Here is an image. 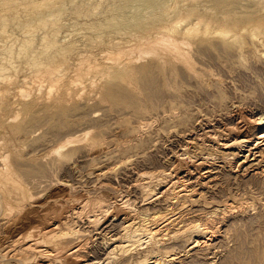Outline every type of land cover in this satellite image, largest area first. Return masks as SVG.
<instances>
[{
    "label": "rangeland",
    "instance_id": "1",
    "mask_svg": "<svg viewBox=\"0 0 264 264\" xmlns=\"http://www.w3.org/2000/svg\"><path fill=\"white\" fill-rule=\"evenodd\" d=\"M217 1L195 0V4L199 6L197 9L209 4V9L213 10V13L205 14L209 28L224 25L222 27L232 29L242 37L246 51L223 47L221 38L195 37L192 52L200 56L199 59L192 54L196 59L195 72L177 66L181 69H177L176 82L155 88L149 99L145 96L144 86L154 80L155 75L139 74L134 69V74L123 81L108 79V72L114 74V62L106 56L115 51V41L128 38L117 32L162 22L171 10L170 0H53L55 4L51 2L41 10L42 13L22 11V6L30 0L0 5V44H5V50L0 49V67L7 68L5 71L14 76L5 84L0 78V86L4 85L0 88V143L3 144L0 154L10 155L9 170L27 196L44 193L61 182L66 184L70 195L87 193L93 196L99 193L100 187H106L110 192L132 197L140 211L173 212V220H176L173 223L177 225L173 227L194 221L213 232L205 242L193 248L180 242H166V247L162 245L161 248L164 264H264V161L241 166L236 151L222 150L213 141L216 139L208 134L202 136L205 131L220 133L225 127L234 126L237 117L232 113L233 106H239L250 119L264 115V0H222L224 2L219 5ZM48 7H52L54 16L51 15L50 21L39 26L36 32L24 37L20 19L25 23L37 22L40 14L49 15L46 13ZM51 20L57 23L54 25ZM253 23L262 27L260 48L248 38L246 28L250 29L249 24ZM5 26L7 33L13 35L10 41L4 38L2 30ZM43 34L51 40L49 44H43ZM25 38L34 39L31 46L36 51L46 48V52L37 58L31 54L18 57ZM210 43L214 46H208ZM47 55L59 60L61 70L64 69L53 74L57 76L54 77L57 78L55 88L51 89L44 79L41 81L45 84L43 91L34 90L29 97L21 98L20 88L29 90L35 78L30 64L37 59L44 60ZM1 57L11 58L13 63H6ZM86 57L88 60L83 62ZM148 62L134 63L131 67L124 65L123 68L129 71ZM90 65L95 68L90 70ZM115 87L120 98L116 102L107 96ZM135 101L140 105L136 106ZM170 101L176 111L174 115L158 112ZM185 114L193 117L192 122L175 125V117H185ZM200 117L207 121L204 130L196 128L195 120ZM87 131L90 133L86 140L68 146L65 156L50 153L65 137ZM201 137L202 143L191 148L189 153L214 157V176L189 184L190 187L193 185L189 187L193 191L187 187L190 192L182 191L177 200L157 198L150 203L144 202L135 186L140 175L168 171L182 144ZM223 157L233 161L230 165L223 164ZM92 168L98 169L97 173L90 174ZM5 184L8 185H4L8 196L10 193L12 197L13 185ZM72 218L77 220L78 227H87L85 219L74 215ZM120 224V221L112 224L116 233L120 231ZM89 234L84 237L91 240L89 253L99 257L101 241L92 239ZM173 253L176 255H170ZM134 255H126L124 261L135 259ZM166 255L170 256L167 258ZM1 263L18 264L7 259Z\"/></svg>",
    "mask_w": 264,
    "mask_h": 264
},
{
    "label": "bare ground",
    "instance_id": "2",
    "mask_svg": "<svg viewBox=\"0 0 264 264\" xmlns=\"http://www.w3.org/2000/svg\"><path fill=\"white\" fill-rule=\"evenodd\" d=\"M17 1L19 0H2L0 5L3 6ZM51 2H53V0H30V3L22 6V11L29 10L34 13L41 12V10L49 6V4L51 5ZM223 2L224 1L219 0L216 4L219 5ZM170 3L171 10L168 12L169 14L163 18L162 22L154 25H143L136 30L130 29L125 32H117L122 37L127 36L128 38L125 37L126 39L124 40L120 39L115 41V51L112 50L108 52L106 56L107 60L109 59V61L112 60L114 62V74L108 72V79L114 78V80L118 82L123 81L134 74V69H136L139 74L148 72L155 75V79L152 81L150 80V83L144 86L146 89L144 93L147 99L152 96L151 94L154 92L155 88L161 89L162 87L164 88L167 85L170 86L173 82H176L178 78L177 66L181 65V68L184 67L189 71L195 72L194 65H196V59L194 60L195 57L193 58V56H196V53L194 54L192 52L194 46L193 39L195 37H200L202 39L221 38L223 47L229 46V48H237L241 52L246 51L242 37L236 32H232V29L222 27L224 25H219V27L217 25V28H209L210 22L205 18V14L213 13V10H211L212 8L209 9L208 7L209 4L202 5L203 7H200L202 11H200V8L197 9L196 7L198 4H195V0H170ZM54 4L55 2H53V5ZM52 7L47 8L49 12L46 13H49V15L42 16V14H40L41 16H38V19H36L38 20L37 22L32 21L25 23L20 19L25 34L24 37L30 33L36 32L39 26L45 25L46 22L50 21L48 20L51 18L50 16H54ZM14 11L17 12L18 8ZM7 13H9V11ZM51 22L54 25L57 23V21L52 20ZM249 25L252 26L250 29L245 27L246 30L249 31L248 38L252 43L259 45L258 48H260L259 35L262 33V27L259 23ZM3 29L4 38L9 40L13 35L11 36L7 33L6 26ZM53 34L55 35V32ZM56 34H58V32ZM33 38L23 39L22 45L19 48L18 57L21 58L27 54H31L32 57L37 58V56L43 55L46 52V48L40 51H36V49L32 48L31 44L36 37ZM55 41L52 43L55 44ZM66 41H68V39H66ZM42 42L46 45L49 44L51 40H48V36L44 35ZM209 45L212 47L214 46L212 43L208 44V46ZM4 46V43L0 44V49L5 50ZM195 51L199 52V50ZM192 54L194 55L192 56ZM197 57L199 58L200 56H196V58ZM83 58H85V56ZM1 59L6 63H13L9 57H1ZM84 60H88V57L83 59V62ZM147 60L149 61L148 63L139 65L138 67H132L129 71L123 68L124 65L131 67L134 63L145 62ZM58 61L54 57L47 55L44 60L37 59L35 62L31 63V67L29 68L34 69L35 78L29 90L20 88L21 98L29 97L34 90H36V92L37 90L41 91L45 85L43 82L41 83L44 79V81L47 80L50 84L51 89L55 88V80L57 78L55 79L54 77L57 73L63 72L64 70H61ZM14 67L17 66L15 65ZM93 67L94 65H90V70ZM6 69L7 68L0 67V78L3 80L4 84L5 81L14 78V76L8 73L9 71H5ZM55 73L56 75L53 76ZM10 87H12V85ZM0 88L3 89L4 85H1ZM112 90L108 92L107 96L110 99L114 98V102H116L120 99L118 95L119 90L116 91L117 88L114 89V92ZM5 92L8 93L9 91ZM134 104L136 106L140 105L138 101H135ZM171 104V101L170 104L167 102L160 110L158 109V112L164 115H174L176 111H173V106ZM232 113L237 117V122L234 126L225 127L220 133H217L218 131H205L204 134L202 133V136L208 134L209 137L216 139L213 141H215L217 147L222 150H229L230 152L236 151V158L240 165L250 162H254L252 166L260 164L264 161V115L255 119H250V117L247 118L246 114L239 106H233ZM192 118L193 117L189 116V114L185 117L178 116L177 118L175 117L173 122L177 126H182V124L192 122ZM14 119H16V117ZM195 121L196 128L203 129L207 126V121H204L202 117L197 118ZM89 133L90 132L87 131L76 136L65 137L64 140L62 139L61 142L50 151V153L58 156H65L64 151L68 146L83 142L86 140ZM201 143L202 137L195 140H186L180 147V150L174 155V164L172 168L168 169V171L165 169L159 172H144L140 175L135 186L140 190L144 202H149L150 200L152 202L153 199L155 200L157 198H163L168 201L177 200L182 191H189L187 187L189 188L193 182L195 183L198 180L202 181L214 176L216 173L213 167L215 163L214 157L210 155H192L189 153L191 148L195 149ZM2 145L3 144L0 143V147ZM9 156L8 154L5 156L0 154V202L2 205L0 207V264H2L1 260L6 259L12 263L15 261L18 264H164L165 259L162 260V255L164 253H161V248L162 245H166V242H180L185 247L193 248L205 242V240L213 234L209 228L194 221L187 222L179 227H173L172 225H176L173 223L176 221L173 220V212L164 214L159 211V209L140 211L136 208L137 206L134 205V201L131 200L132 197L130 198L124 196L125 194L118 195L110 192L106 187H100L101 189L98 190L99 193L96 195L93 194V196L87 193L70 195V191L67 189L66 184L61 182L53 189L44 193H41V191L29 197L27 196L28 194L26 195L25 189L20 187L21 184L15 179L12 171L9 170ZM228 158L226 159L223 157V164H231L233 160H228ZM92 169L90 174L97 173L98 169ZM98 175H100V173H98ZM6 182L13 185L12 191L14 192V197H11L9 193V198L7 194L8 191L6 192L8 189L4 187V185L6 186ZM191 187H193V185ZM190 191H193V189H190ZM72 214L79 219H85L87 227H78V222H76L77 220H73ZM115 221H120L121 223L120 231L117 233L114 231V226H112ZM163 231L166 233L163 234ZM86 233H90L94 240H97V238L100 239L102 254L99 257H94L89 253L91 240L89 238H84ZM128 254H135V259L124 261V257ZM170 255L173 256L176 255V253ZM170 255H166V257L168 258Z\"/></svg>",
    "mask_w": 264,
    "mask_h": 264
}]
</instances>
